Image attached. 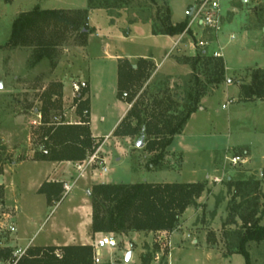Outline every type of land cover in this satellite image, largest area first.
<instances>
[{"label": "rangeland", "instance_id": "rangeland-1", "mask_svg": "<svg viewBox=\"0 0 264 264\" xmlns=\"http://www.w3.org/2000/svg\"><path fill=\"white\" fill-rule=\"evenodd\" d=\"M199 1L172 0L174 19L182 20ZM219 1V30L204 26L199 28L193 13L189 16V24L194 31L185 34L179 45L181 50L178 47L168 55H161L158 62H153L155 69L146 84V102H152L156 96L162 98L169 86L173 100L183 105L196 77L203 85L206 84L201 65L194 72L190 63H182L186 58L224 54L228 69L225 82L209 86L205 96L209 98L206 110L197 111L184 132L167 149L164 165L168 168L150 171L153 155L145 150L144 139L140 136L112 137L113 127L122 115L125 101L118 97L115 80L117 62L110 60L104 47L108 46L113 56L147 54L156 46L152 39L130 41L109 36L117 31L127 34L133 23L148 27L151 34L154 27L163 28L168 14L166 0H127L128 4L108 10L105 17L94 14L89 20L93 33L85 46L81 45L77 34L67 35L51 57H43L37 62L33 47H6L14 21L21 14L36 8L87 9L89 0H0V246L14 241L15 232L12 229L16 204L21 202L24 205L25 195H31L34 186L47 172L46 167H37L32 163L13 166L31 154H42L44 148L39 138L41 120L37 115L43 107L44 93L53 84L65 83L67 90L62 101L51 109V121H54V116H63L64 121L69 123L79 121L74 102L80 93L74 90L73 85L87 84L90 64L91 76L99 83L94 98L93 126L95 133L106 138L103 150L101 153L98 151L100 159L107 157L106 178L119 184L205 185L204 193L188 208L172 232H151L147 241L144 240L142 260L136 264H245V258L237 253L239 237L243 232L237 207L241 202L243 207L248 203L251 206L256 204L257 216L261 218V224L264 223V100L244 104V99L240 100L232 92L236 89L241 91L244 84L251 82L252 74L258 67L248 65L264 67L262 45H254L251 52L240 50L245 44L242 32L264 31V0ZM92 11L96 10L91 9L90 13ZM168 15L171 20V13ZM103 18H107L108 23ZM194 33L198 34V38ZM102 38L109 45L104 44ZM176 62L185 69L177 68ZM229 79L231 84L227 83ZM143 90L138 96L141 97ZM238 157L242 161L233 164L232 159ZM94 168L102 169L98 165ZM241 182L252 184L251 188L239 191L236 184ZM257 182L259 188L255 190ZM247 192L249 194L243 199L237 198L238 194ZM75 193L76 190L69 193L56 208H49L45 198H40L36 208L30 211L31 215L46 216L45 221L38 222L36 229L30 230L31 234L38 231L36 243H67L63 227L71 225L68 206ZM233 218L234 224L231 223ZM18 224L21 236L27 238L29 231L24 227L23 219L19 218ZM110 235L119 246L122 245L125 235ZM247 250L251 264H264V241L250 243ZM100 260V264H134L131 258L127 259L117 251L110 253L107 249L100 253Z\"/></svg>", "mask_w": 264, "mask_h": 264}, {"label": "trees", "instance_id": "trees-1", "mask_svg": "<svg viewBox=\"0 0 264 264\" xmlns=\"http://www.w3.org/2000/svg\"><path fill=\"white\" fill-rule=\"evenodd\" d=\"M114 1V2H112ZM169 1L166 11L169 14ZM127 0H89L87 9L41 10L21 14L13 23L11 37L6 47H33L35 62L43 57H51L67 35L77 34L81 45L85 46L93 33L89 28L90 10H111L122 8ZM166 15L163 28L154 27L153 35L177 37L190 33L189 17L173 25ZM182 63H190L195 72L201 65L206 84L195 79L188 90L184 104L173 100L170 88L164 91L162 98L156 96L152 102H146V84L151 78L155 65L147 59L132 64L127 59H119L118 97L125 99L130 109L113 132L116 138L141 137L146 141L145 150L153 155L150 171L167 169L164 159L167 149L175 138L182 134L194 113L200 109L201 100L206 96L209 86H218L226 80V64L222 57L199 56L186 58ZM144 89V90H143ZM142 91L141 97L138 93ZM75 99L79 122H65L63 116H54L50 112L63 98V85L53 84L44 93L43 107L40 111V145L43 146L41 159L51 162H83L96 153L105 139L94 138L91 132L90 89L86 84ZM124 95H127L124 97ZM241 95L247 102L264 100V70L258 69L252 74L251 82L241 87ZM57 97V100H54ZM53 99V100H52ZM59 101V102H58ZM60 108V107H58ZM60 121H55V119ZM47 151L48 154H44ZM39 153L36 154L38 158ZM170 169V168H169ZM171 170V169H170ZM250 183L241 182L236 188L243 192L251 188ZM65 184L45 182L38 193L44 195L49 207L61 202L65 197ZM259 188V182L255 185ZM205 191L202 183H140V184H98L91 194L92 232L94 234H129L131 232H172L188 208L195 204ZM238 194L243 199L245 195ZM238 205L239 217L243 224L237 253L245 258V264H251L247 247L250 243L264 241V224L257 216L256 204L243 207ZM232 224L235 223L233 218ZM10 246H0V264H94V249L91 245H68L62 247H30L25 254L17 258Z\"/></svg>", "mask_w": 264, "mask_h": 264}, {"label": "crops", "instance_id": "crops-1", "mask_svg": "<svg viewBox=\"0 0 264 264\" xmlns=\"http://www.w3.org/2000/svg\"><path fill=\"white\" fill-rule=\"evenodd\" d=\"M171 1L172 0L169 1V9H170V13H171V22L173 25H176L178 23L185 21L187 19V17H189V15L183 17L182 20H180V19L175 20ZM86 8H87V6H86ZM106 13H107V11H105V10L92 11L90 13L89 20L92 19L94 14L100 15L101 17H105ZM104 20H105V23L106 22L108 23L107 18H105ZM197 24H198L199 28L203 27L200 22H197ZM189 28H190V31L191 30L194 31V27L192 26V24L189 25ZM241 35H243V38L245 39V44L240 47V50L242 52H245V51L251 52L252 47L254 45H258V44H260L264 47V31H263V33L253 32V31H244V32H242ZM185 36H186L185 34L181 35V36H177V37L154 36L153 34H151V30L148 27H145L143 25H139L137 23H133L130 25V29L128 30L127 34H122L121 31H119V32L117 31V32H114L109 37H114L113 39L118 38V39H122V40H130V41H135L137 39L142 40V41L152 39L154 41V44L156 45V46H154V48L150 49V51L147 54L131 55V56H127V57H123L122 55L113 56L110 53V51H109L110 48H108V46L104 47V50H106L107 54H109L110 60L117 62V66H118V60L119 59H127L132 64H136L138 62V60H140V59H147V60H150L151 62H158V58H160L161 55H168L169 52L177 49ZM194 36H196L198 38L197 33H194ZM232 36L235 39V35H232ZM105 38H108V37H105ZM102 40H104V42H103L104 44L109 45V44H107V43H109V42H107V40H105L104 38H102ZM106 48H108V49H106ZM178 50L179 51L181 50L180 47L178 48ZM222 58H225L224 54H223ZM178 64L179 63H177V62L175 63L177 68L182 69V70L185 69V68H183V66H179ZM226 65H227V63H226ZM250 66H257L258 69L264 70V67H260L258 64L248 65V67H250ZM227 69H228V67L226 66V71H227ZM90 71H91V69H90V64H89V70H88V75H87V85L90 89V94H89L90 119H91L90 127H91L92 136L94 138H102L98 135V133H95L94 126H93V123H94V104H95L94 98H95V92L99 89V87H98L99 83H97L96 82L97 80H95L94 77L91 76ZM226 78H227V75H226ZM115 80H116V84L118 85V73H116ZM62 85H63V93H64V91L67 90V85L65 83H63ZM229 92H231V91H229ZM232 93L238 95L239 99L243 101V97L241 95L240 89L238 91L236 89V91L232 92ZM208 99L209 98L204 97L201 100L200 109L198 111H205L206 110V102ZM123 100L125 101V99H123ZM124 103H125V108H123L121 117L118 119L117 123L113 127V132L116 129V127L120 124V122L123 120V118L126 116V114L128 113V111L130 109V105L126 101ZM248 103L249 102L244 100V104H248ZM196 113H194L192 115V117ZM37 116H38L39 120H41V116L39 113ZM66 116H67V114H66ZM191 118H190V120H191ZM78 122L79 121H74V122H71V124H76ZM39 124H40V122H39ZM103 139H105V141H106V138H103ZM117 139H123V138H117ZM105 141H104V143H105ZM104 143H103V145H104ZM103 145L99 148V150H98L99 153H101V151L103 150ZM98 151H97V153H98ZM36 154H31L29 156V158L22 159L21 161L13 164V166H14V165L19 164V163L20 164L32 163L34 166H37V167H40V166L46 167L47 172L45 173L44 178L41 181L37 182V184L35 183L36 185L34 186V189H33V192H31V195L30 194H28V196L25 195L24 205L21 202L16 204L17 213L14 216V218H15V225H14L15 236L13 239L14 241H11L10 242L11 244H9L7 246H10L14 249V251H15L14 255L17 251H19V250L20 251H26L30 247H49V246L62 247V246H68V245H91L92 246L95 243V241L97 239H99L104 234H102V233L94 234L92 232V205H91V199H90L91 190H92L94 185H98V184H119V183H116L115 181H113L109 178L108 179L106 178V175L108 173V169H107V173H104L102 169H97V168L91 167V168H88L87 171L82 176H80L79 175L80 173L74 168L75 162L44 161L40 158L41 157L40 153L38 155V158L36 157ZM106 158L107 157H105V159H104L105 164L107 161ZM45 182H60L63 184H70L71 185V191L69 193H71L73 190H76L75 196L71 199V201L69 202V206H68V216H69V220L71 222V225H69V226L64 225V227H63V231H64L65 236H66V242H67L66 244L53 243V245H49V244H45V243L44 244L36 243L38 231L36 233L34 232L33 234L30 233L31 229H36V227L38 226V222H40V220H44V221L46 220V216H43L41 218V216L31 215V213H30V211L34 207L36 208V204H37V202L40 201L41 197H44L46 200V197L44 195H41L38 193L40 187ZM69 193H67L65 195V197L68 196ZM46 202H47V200H46ZM61 203H63V201L54 205L55 208ZM49 208H52V207H49ZM26 210L29 212V214H26L27 213ZM187 211H188V209H187ZM21 215H26V216H22V218H21ZM19 218L23 219L24 227L26 228L27 232L29 231V236L27 238L22 237L20 234V224H18ZM53 229H55V226ZM151 234L152 233L131 232V233L124 236L125 239L122 241V245H120V246L118 245V247L115 249H111V250L107 249V250H109L110 253H113V254H115L116 251L118 253H122L125 257H127V259L131 258V262H133L134 264H136L137 262L139 263L140 260H142L141 259L142 253L144 251V249H143V247H144L143 245L145 243L144 240L148 239V237H150Z\"/></svg>", "mask_w": 264, "mask_h": 264}, {"label": "built area", "instance_id": "built-area-1", "mask_svg": "<svg viewBox=\"0 0 264 264\" xmlns=\"http://www.w3.org/2000/svg\"><path fill=\"white\" fill-rule=\"evenodd\" d=\"M221 8H220V1L219 0H200L196 7H194V18L197 22H200L202 26L211 29V30H219L221 27ZM215 57H222L221 54L216 53ZM228 84H231L232 81L229 79L227 80ZM86 87V83H76L73 85V88L76 92H80L82 88ZM127 95H124L126 97ZM231 103V102H229ZM226 106H224L225 108ZM55 121H60L59 119H55ZM44 154H48L47 151ZM239 161H242L240 157L232 159L233 164H237ZM100 166L104 173H107V168L105 166V161L98 157V153H94L91 155L88 160L83 162H76L74 163V168L80 173L79 175L82 176L88 168L94 166ZM65 195L71 191V185L65 184ZM14 230V229H12ZM94 249V256L93 262L94 264H100V252L104 249H115L118 247L117 241L110 235L104 234L99 239L95 241L92 245ZM25 254V251H17L15 256L17 258L22 257Z\"/></svg>", "mask_w": 264, "mask_h": 264}, {"label": "water", "instance_id": "water-1", "mask_svg": "<svg viewBox=\"0 0 264 264\" xmlns=\"http://www.w3.org/2000/svg\"><path fill=\"white\" fill-rule=\"evenodd\" d=\"M193 11H194V9L192 8L191 9V11H190V13L188 14L189 16H191L192 14H193ZM2 88V85H1V83H0V89ZM140 147H142V144H140Z\"/></svg>", "mask_w": 264, "mask_h": 264}]
</instances>
